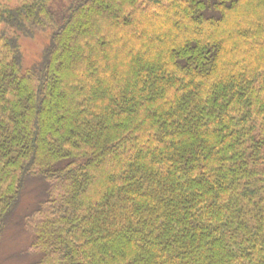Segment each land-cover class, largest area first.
Returning <instances> with one entry per match:
<instances>
[{"label": "trees", "instance_id": "obj_1", "mask_svg": "<svg viewBox=\"0 0 264 264\" xmlns=\"http://www.w3.org/2000/svg\"><path fill=\"white\" fill-rule=\"evenodd\" d=\"M17 236L33 264H264V0L0 5V261Z\"/></svg>", "mask_w": 264, "mask_h": 264}, {"label": "rangeland", "instance_id": "obj_2", "mask_svg": "<svg viewBox=\"0 0 264 264\" xmlns=\"http://www.w3.org/2000/svg\"><path fill=\"white\" fill-rule=\"evenodd\" d=\"M21 1L23 0H0V5L13 7ZM50 36L51 32L47 30L37 32L32 38L21 37L20 44L23 53V66L25 69L42 60L44 51L50 43ZM15 239L6 240L4 248L2 249L3 253H1L2 260L0 264H33L35 257L25 253V240L19 236Z\"/></svg>", "mask_w": 264, "mask_h": 264}]
</instances>
